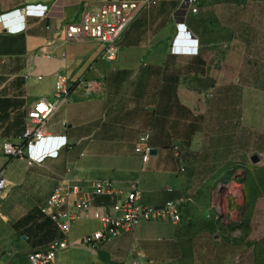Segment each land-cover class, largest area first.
Listing matches in <instances>:
<instances>
[{
  "label": "crops",
  "instance_id": "0c3cea01",
  "mask_svg": "<svg viewBox=\"0 0 264 264\" xmlns=\"http://www.w3.org/2000/svg\"><path fill=\"white\" fill-rule=\"evenodd\" d=\"M101 2L0 0V171L6 181L0 193V264H26L28 253L43 250L60 237L38 208L66 168H72V176L84 186L94 180H110L127 188L135 181L143 205L161 206L196 186V175L178 173L173 145L180 146L194 172L215 173L226 163L241 159L242 112L253 127L264 123V104L258 105V100L264 101L259 94L264 88L257 86L256 78H249L251 83L239 78L255 77L256 71L239 68L231 73L238 77L237 82L226 80L228 73L220 54L231 37L240 44L250 43L251 23H225L218 14L223 10L218 9L217 24L212 27L209 13L200 11L183 24L196 40L197 53L175 54L173 44L181 47L186 39L182 23L172 19L180 0H158L129 23L121 35L116 59L107 61L99 41L66 43L63 35L65 25L78 22L85 10L96 9ZM27 5L45 6L44 15L25 17L23 31L9 32L1 19L6 17L14 26ZM230 24L234 35L225 36L224 31L231 33ZM207 25L213 33L206 39L201 30ZM208 44L215 46L209 49ZM41 49L53 57L45 58ZM58 74L66 77L72 92L48 118L44 130L48 135L65 137L68 148L57 158L39 164H29L26 158L8 160L2 154V144L20 142L28 110L37 99L53 96ZM88 82L96 83L90 93L84 89ZM145 131L150 133L151 157L143 165L134 146ZM77 146L81 149L76 155ZM172 176L180 178L175 186L167 184ZM113 202L109 197L94 199L105 211ZM194 206L192 200L185 210L194 212ZM229 218L232 223L239 221L234 210ZM89 222L95 223L94 230L74 231L67 239L75 242L100 226L97 221ZM177 225L141 222L93 253L85 247L70 248L87 253L88 263L68 257L59 264H191L183 255L184 241ZM234 251L253 252L250 264H264V243L240 244Z\"/></svg>",
  "mask_w": 264,
  "mask_h": 264
},
{
  "label": "built area",
  "instance_id": "2783aa9c",
  "mask_svg": "<svg viewBox=\"0 0 264 264\" xmlns=\"http://www.w3.org/2000/svg\"><path fill=\"white\" fill-rule=\"evenodd\" d=\"M201 1L180 0L172 14L175 23H182L180 29L186 38L181 47L173 44L172 51L175 54L197 53L196 40L183 27V24L188 17L198 14ZM157 3L158 0H102L96 9L85 10L78 22L65 25L64 41L66 43L83 39L99 41L104 45L103 58L113 61L118 53L121 35L129 23L139 12L148 11ZM45 9L46 7L41 5H27L21 9L23 14L19 15L18 22L14 26H10L9 22H4V26L9 32H21L24 30L25 17H42ZM15 12L18 14L19 11ZM41 52L47 59L53 57L44 49H41ZM59 59L65 60L64 57ZM95 87L96 83L88 82L84 89L90 93ZM71 92L72 85L68 84L64 75L58 74L54 83L53 96L50 99H37L28 110L27 127L20 137V142L5 141L2 144L1 150L4 157L8 160L26 158L29 164H39L45 159L57 158L62 149L68 148L65 137L48 135L44 125L57 108L67 100ZM149 138L148 131L140 133L134 146V152L140 156L143 165L147 164L151 157ZM172 156L178 173H185L187 164L179 145L172 146ZM72 173V168H66L65 174L49 197L38 208L39 213L52 223L60 237L49 242L45 249L28 253L26 264H53L59 251L75 247H85L93 253L98 246L131 232L141 222H168L177 225L181 221L186 205L192 203L190 197L180 196L166 201L161 206H146L141 203L138 183L135 181L131 182L127 188L119 187L110 180H94L84 186L81 181L72 176ZM5 185V178L0 171V193L5 189ZM98 197L114 199L109 211L103 210V207L94 203V199ZM209 208L210 210H206L205 217L212 218L222 225V215L218 207L210 206ZM89 219L97 221L99 228L83 235L75 242L69 241L67 235L71 225L74 222ZM239 232L236 229L230 233L232 237H236Z\"/></svg>",
  "mask_w": 264,
  "mask_h": 264
},
{
  "label": "rangeland",
  "instance_id": "374dc122",
  "mask_svg": "<svg viewBox=\"0 0 264 264\" xmlns=\"http://www.w3.org/2000/svg\"><path fill=\"white\" fill-rule=\"evenodd\" d=\"M218 9L223 10L218 14L225 23H251L254 27L250 43L240 44L234 42L232 37L225 43L223 53L220 54L224 58V68L228 73L225 75L226 80L232 79L237 82L238 77L231 73L242 68L257 73L255 77H239L246 78L244 83H251L249 78H256L257 86L264 88V0H202L198 13L207 11L209 24L213 27L217 24ZM231 24V33L224 31L225 36L234 35ZM212 33L213 30H210L208 25L206 30H201L202 36L206 39ZM214 46L208 44L209 49ZM212 51L216 53L215 50ZM259 94L264 96V92ZM223 99L222 103L225 102ZM262 104L264 101L258 100V105ZM239 122L240 161L226 163L215 173L194 172L189 159L186 162L187 168L183 174L196 175V186L185 189L181 194L194 200L195 206L194 212L185 210L177 226L180 227L179 231L184 241L183 255L186 260L192 262L191 264H250L248 259L253 252H237L234 249L236 250V246L240 244L264 243V185L259 184L264 173V123L258 124L257 128L253 127L248 115H244L243 112ZM80 149L81 147L77 146L74 154L77 155ZM252 155L256 156L257 162L251 161ZM177 181L180 182V178L172 176L167 184L175 186L178 184ZM244 192L247 194V201ZM210 206L218 207L220 210L222 225L232 227L233 224L241 223L240 235L232 237L230 232L226 233L227 230L221 227L215 230L205 217ZM232 210L234 216L239 218L237 223H232L229 218ZM89 221H77L72 225L67 237L74 231L84 233L94 230L95 223ZM213 235L218 237L214 239ZM57 255L59 256L57 264L65 262L68 257L82 263H88L89 259L87 253L76 249L61 250ZM238 256L240 262L237 263Z\"/></svg>",
  "mask_w": 264,
  "mask_h": 264
},
{
  "label": "trees",
  "instance_id": "16d2710c",
  "mask_svg": "<svg viewBox=\"0 0 264 264\" xmlns=\"http://www.w3.org/2000/svg\"><path fill=\"white\" fill-rule=\"evenodd\" d=\"M235 2V1H234ZM259 184L261 185H264V173H263V177H262V179L259 181ZM245 193V192H244ZM245 199H246V201H247V194L245 193ZM188 205H186V207H187ZM186 207H185V209H186ZM185 209H184V212H185ZM209 220V222H211V224L213 225V227H214V229L216 230V229H219L220 227L221 228H224V229H226L227 230V233L228 232H231V231H233V230H236V229H238L239 231H241V229H240V224L241 223H237V224H233V226L232 227H229V226H223V225H221V224H219V222L218 221H214V219H208ZM51 223V222H50ZM51 225H52V223H51ZM52 227H54L53 225H52ZM254 243V242H253ZM252 244V243H251Z\"/></svg>",
  "mask_w": 264,
  "mask_h": 264
},
{
  "label": "water",
  "instance_id": "95a60500",
  "mask_svg": "<svg viewBox=\"0 0 264 264\" xmlns=\"http://www.w3.org/2000/svg\"><path fill=\"white\" fill-rule=\"evenodd\" d=\"M1 20H3L4 22H6V17H3ZM3 25H4V23H3ZM257 158H256V156L255 155H252L251 156V161L253 162V163H255V162H257Z\"/></svg>",
  "mask_w": 264,
  "mask_h": 264
}]
</instances>
